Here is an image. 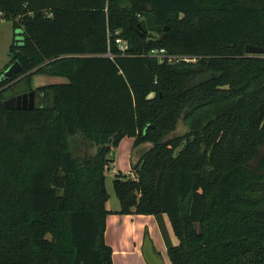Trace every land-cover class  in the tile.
Instances as JSON below:
<instances>
[{
  "label": "trees",
  "instance_id": "obj_1",
  "mask_svg": "<svg viewBox=\"0 0 264 264\" xmlns=\"http://www.w3.org/2000/svg\"><path fill=\"white\" fill-rule=\"evenodd\" d=\"M1 19L22 69L0 79V264H113L105 170L125 136L151 146L113 175L115 213L153 215L171 264H264V53L245 52L264 47V0H0ZM31 70L68 79L5 108ZM180 114L188 132L159 141Z\"/></svg>",
  "mask_w": 264,
  "mask_h": 264
},
{
  "label": "rangeland",
  "instance_id": "obj_2",
  "mask_svg": "<svg viewBox=\"0 0 264 264\" xmlns=\"http://www.w3.org/2000/svg\"><path fill=\"white\" fill-rule=\"evenodd\" d=\"M140 31L142 34L148 35L149 38L150 37L156 38L159 37L160 35L159 33L145 29L142 26L140 28ZM18 32H20L19 29L12 28L11 20L8 19L0 20V72L5 70L12 63V61L10 60L9 45L11 44L14 35L15 38H20L18 35H16ZM162 33H164V31H161V34ZM31 72L32 70L23 72L19 74L18 77L22 78L24 75H28ZM32 77L30 79V86L32 88L33 87L35 88V85H40V84L44 85V84L67 82L68 79L63 76H51L48 74H41V73L35 74L34 77L33 78ZM36 102L37 99H35V103ZM188 130L189 128L184 122L183 115L180 114L179 117L175 120L171 130L166 133H162L159 136L158 140L162 141L169 138H173L175 136L182 135L188 132ZM128 139H129L128 137L123 138L121 142L112 150V153L108 155L115 158L114 163L108 169L105 170V187L109 194L108 205L110 209H117V210L119 209V202L113 191V185H112L113 175L116 172L120 171L121 173L127 176L133 177V173L131 171L132 165L135 164L138 161L140 155L151 146L150 142H143L137 145L133 150V157H130L131 156L130 147L132 146L133 138L132 140H130V143L127 144ZM130 161H132L131 164ZM256 164L254 163V166H252L254 168V172H256L259 175L261 182L264 183V168L260 167L259 169H257ZM127 171L128 173H126ZM150 236L154 243L155 251L157 252V254L162 258L165 264H171L166 252L165 245L158 231V228H155L153 233L150 234Z\"/></svg>",
  "mask_w": 264,
  "mask_h": 264
},
{
  "label": "crops",
  "instance_id": "obj_3",
  "mask_svg": "<svg viewBox=\"0 0 264 264\" xmlns=\"http://www.w3.org/2000/svg\"><path fill=\"white\" fill-rule=\"evenodd\" d=\"M42 85L43 84L35 85V88ZM35 88L33 87V89ZM128 138L129 139L127 141V144L130 143V140H132V137ZM135 147H130V157H133V150L135 149ZM114 159L115 158H113V162L111 163V165L114 163ZM131 162L132 161H130V164ZM128 171L126 173H128ZM106 208L110 210L111 213L107 214L105 218L104 240L112 249L113 264H147L142 254V245L145 236H148V238L150 239L153 252L161 260L162 264H165L162 258L155 251V246L150 236V234L153 233L154 229L158 228L153 215L118 214L114 212L117 211V209L109 208L108 200L106 202ZM164 218L169 235L171 236L172 240L176 242V238L173 235L170 223L166 217Z\"/></svg>",
  "mask_w": 264,
  "mask_h": 264
},
{
  "label": "water",
  "instance_id": "obj_4",
  "mask_svg": "<svg viewBox=\"0 0 264 264\" xmlns=\"http://www.w3.org/2000/svg\"><path fill=\"white\" fill-rule=\"evenodd\" d=\"M138 28H141V25L137 24ZM167 27L164 28V33L159 37L161 41L165 36V31ZM245 52L248 54H261L264 53V47L256 45H246ZM22 67L17 60L12 61V63L3 71L0 76V79L9 78L11 79L14 75L21 71ZM25 76V75H24ZM20 79H12L9 81L7 86L10 88H5L2 91L3 106L7 109H23L31 110L35 106V90L30 89L28 85V80L26 77ZM44 96V106L54 108L55 106V97L54 91L46 90L43 93ZM142 254L147 264H162L161 260L153 252L152 243L148 236H145L144 242L142 245Z\"/></svg>",
  "mask_w": 264,
  "mask_h": 264
},
{
  "label": "built area",
  "instance_id": "obj_5",
  "mask_svg": "<svg viewBox=\"0 0 264 264\" xmlns=\"http://www.w3.org/2000/svg\"><path fill=\"white\" fill-rule=\"evenodd\" d=\"M115 43L119 51L124 52L128 45L124 39L116 38ZM149 56L157 58L159 61H167L168 63L172 62H194L196 60L195 56H190L186 54H169L164 48L151 49L148 53Z\"/></svg>",
  "mask_w": 264,
  "mask_h": 264
},
{
  "label": "flooded vegetation",
  "instance_id": "obj_6",
  "mask_svg": "<svg viewBox=\"0 0 264 264\" xmlns=\"http://www.w3.org/2000/svg\"><path fill=\"white\" fill-rule=\"evenodd\" d=\"M25 77V76H24ZM9 83V82H8ZM8 83L3 87V89H1L2 91L6 88H10V86H7L8 85ZM30 89H33L30 85H29V90ZM35 90V89H34ZM38 98V94H37V92L35 91V99H37Z\"/></svg>",
  "mask_w": 264,
  "mask_h": 264
}]
</instances>
